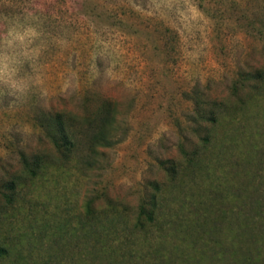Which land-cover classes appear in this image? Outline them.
<instances>
[{
  "label": "rangeland",
  "instance_id": "obj_1",
  "mask_svg": "<svg viewBox=\"0 0 264 264\" xmlns=\"http://www.w3.org/2000/svg\"><path fill=\"white\" fill-rule=\"evenodd\" d=\"M106 102L7 203L38 118ZM0 264H264V0H0Z\"/></svg>",
  "mask_w": 264,
  "mask_h": 264
},
{
  "label": "trees",
  "instance_id": "obj_2",
  "mask_svg": "<svg viewBox=\"0 0 264 264\" xmlns=\"http://www.w3.org/2000/svg\"><path fill=\"white\" fill-rule=\"evenodd\" d=\"M114 112V105L111 102H106L100 105L93 117H87L82 120L66 111H55L50 116L43 115L39 117L37 120L38 127L44 134V137L51 143L54 154L42 152L35 153V155L29 157L21 153V172L18 175H14L3 186V197L6 202H13L17 194L16 187L21 180H24L23 182L25 183L29 182L34 178L48 174L51 168H61L72 161L89 164L93 160L91 158L96 153L97 147H108L111 145L106 128L114 121ZM205 120L209 123H215V119L212 118ZM79 121L84 125H93V130L96 128V131L89 136L91 146L85 153L81 149L84 141L81 139V133L77 130L79 128ZM202 139L205 143L208 142V137L204 136ZM197 151H200V149ZM184 156L187 161L186 166H190L197 161L195 153H184ZM177 167L178 165L169 162L167 172L171 181L176 177ZM141 213L147 216V219H152L151 213H148L144 207L141 209ZM237 238H239L238 234Z\"/></svg>",
  "mask_w": 264,
  "mask_h": 264
}]
</instances>
